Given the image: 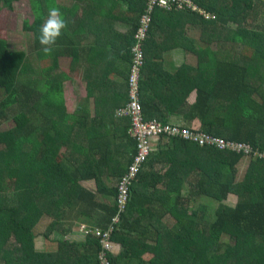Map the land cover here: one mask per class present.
<instances>
[{
	"label": "trees",
	"instance_id": "obj_1",
	"mask_svg": "<svg viewBox=\"0 0 264 264\" xmlns=\"http://www.w3.org/2000/svg\"><path fill=\"white\" fill-rule=\"evenodd\" d=\"M88 1L94 11L109 15L112 0ZM123 1L134 12L129 18L131 30L121 38L128 40L130 69L146 0ZM13 2L0 0L8 10ZM191 2L208 18L189 10L153 9L142 43L138 82L142 117L162 123L171 117L188 123L198 120L205 133L264 152V23H260L264 0ZM51 3L30 0L33 19L23 21L38 60L48 57L38 30ZM228 23L235 28H226ZM158 27L167 37L160 45L167 41L179 45L195 55V65L184 63L174 72L156 69L161 68L154 52ZM223 43L230 47L224 49ZM97 44L103 58L113 55L105 51L111 43ZM237 46L249 54L236 53ZM31 49L9 50L0 39V88L8 82L15 99L13 106L4 107L0 96V125L8 119L14 123L0 130V264H100L101 245L90 234L82 244L61 241L52 253L34 251L35 224L41 217L51 218L46 236L59 228L56 220H65L67 212L82 214L88 222L95 220L97 224L88 227L103 230L119 216L112 222L111 241L121 252L108 253L110 264H264V157L162 138L132 182L125 209L119 212L117 182L136 153V143L128 134L130 118L116 116L129 101V74L126 93L120 95L95 75L86 83L85 103L68 113L63 82L50 75L52 68H39L34 77L33 45ZM103 68H111L110 63ZM246 161L245 170H240ZM87 181L93 182L94 189L82 185ZM185 183L188 196L182 192ZM229 196L235 197L234 205L224 203ZM203 197L219 205L206 219L202 209L190 207Z\"/></svg>",
	"mask_w": 264,
	"mask_h": 264
},
{
	"label": "crops",
	"instance_id": "obj_2",
	"mask_svg": "<svg viewBox=\"0 0 264 264\" xmlns=\"http://www.w3.org/2000/svg\"><path fill=\"white\" fill-rule=\"evenodd\" d=\"M111 5L112 8L109 15L103 13L100 15L99 12L92 9L88 0H52L50 8L57 7L60 9L64 19L67 21V27L57 39L56 44L53 46V51L42 60H38L35 54L36 45L33 44L32 63L34 77L37 76L36 71L39 68L45 66L52 68L50 69V75L63 82L64 101L68 113H72L76 105L85 103L86 83L88 80L91 81L95 75L100 76L103 82L111 87L113 93L118 95L126 93V78L130 61L129 51H127L126 46L128 40L125 38L122 40L121 38L123 35L126 37L129 34L131 30L129 18L132 17L134 12L130 10L128 4L123 0H112ZM49 9H45V17ZM189 35L192 38L197 36ZM154 36L157 42L154 52L158 56V63H161V68L156 69L174 72L175 69L184 63L195 65L196 57L193 53L187 52L179 45L171 44L170 41L160 45L161 42L164 43L167 40L161 28L154 29ZM175 41L178 42L177 33L175 34ZM97 42L111 43L105 47V51H112L113 55L107 53L103 58V55H101L103 54V49L100 48ZM94 48L98 49L99 53H93L94 55H92ZM119 53L124 56H114ZM96 54L101 56L99 57ZM107 62L110 63L111 68H103ZM150 71L154 75L155 69ZM105 73H107L106 76H104ZM194 98L195 94H192L188 99L189 102H193ZM89 104L91 107L93 106L92 99ZM169 122L184 124L182 119L174 117H171ZM193 122L194 126L192 127H199L198 120ZM82 185L86 188L94 189L92 181L82 182ZM184 185L187 184L185 183ZM182 192L185 196H188V190L185 192L184 187ZM64 219L56 220L59 228L52 229L44 236L43 233L51 218L48 216L41 217L35 224L33 237V249L35 252L52 253L54 251L50 247L61 241L82 244L87 240V236L81 231V225L90 226L89 223L97 224L95 220L91 222L85 221V216L77 212L69 214L67 212V216ZM120 252L121 247L115 243L113 256H117Z\"/></svg>",
	"mask_w": 264,
	"mask_h": 264
},
{
	"label": "built area",
	"instance_id": "obj_3",
	"mask_svg": "<svg viewBox=\"0 0 264 264\" xmlns=\"http://www.w3.org/2000/svg\"><path fill=\"white\" fill-rule=\"evenodd\" d=\"M155 7L165 11H194L205 19L208 18V15L199 10L191 0H146L145 2V8L138 18V27L134 35L136 39V44L132 48L134 58L131 62L127 81L129 101L126 106L116 111L117 116H128L130 118L131 122L128 134L136 143V153L133 156V160L128 166L127 172L120 178L116 186V202L119 212L125 209L130 195L131 184L136 179L137 174L142 169L143 164L147 161L152 150H154L153 144L162 138H181L196 143L199 146L207 145L220 150H229L236 153L243 152L246 155L253 152L252 148L247 143L213 136L181 125L170 124L168 122L162 123L156 119H143L140 103L138 101V82L142 66V43L147 37L148 28L151 23V14ZM253 155L264 157V152L260 153L254 151ZM118 218V215L114 216L110 227L106 230L90 227L87 229L83 228V233L85 235L90 234L99 239L101 250L98 253V260L100 264H110L108 253H112L113 243L111 241V234L114 228L112 222L116 223Z\"/></svg>",
	"mask_w": 264,
	"mask_h": 264
},
{
	"label": "rangeland",
	"instance_id": "obj_4",
	"mask_svg": "<svg viewBox=\"0 0 264 264\" xmlns=\"http://www.w3.org/2000/svg\"><path fill=\"white\" fill-rule=\"evenodd\" d=\"M30 0H14L13 2V8L11 10H8L4 8V6L0 3V39H4L7 42L8 49L9 50H22L25 49L27 52H32L31 46L33 45V38L32 34L29 32H26L23 30V21L24 20H29L32 21L33 16H32V11L30 7ZM260 23H264V15H261L260 17ZM226 28L228 29H234L235 25L233 23H228ZM194 33V32H193ZM194 36V35H193ZM223 47L228 48L230 47L229 43H223ZM236 53L238 54H243L247 55L249 54V50L242 46H237L236 48ZM33 57L30 58V62L32 63ZM42 63V62H41ZM43 64V63H42ZM0 96L3 99L4 107H9V105L14 104V91L10 88L9 83L6 82V87L0 88ZM174 118H180V117H174ZM181 119V118H180ZM194 121V120H193ZM184 122V124H178L173 123V122H168L170 124H176V125H181L183 127H188V128H193L196 130H200L199 127H192L194 126V122ZM197 121V120H195ZM198 124L200 126V123L198 121ZM14 125L13 121L11 119L6 120L0 125V130H5L9 129ZM203 132V131H201ZM205 133V132H203ZM208 134V133H206ZM157 143L155 142L153 144V147L156 149ZM247 161L244 162L242 166H239L240 170H245L247 166ZM116 185V183H114ZM189 185H184L185 192H187ZM227 205H234L235 204V197L234 196H229L227 200L224 202ZM200 206V208H199ZM219 205L215 202H210L209 199L206 197H203V199H199L197 203L191 204V209L197 208L199 210L202 209V212L204 214L205 219L208 217H212L213 214L215 213L217 207ZM201 212V211H200ZM167 225H172V221L170 219H165L164 220ZM83 228H89L88 226L82 224L81 225V231L83 232ZM90 228H99L97 226L90 227ZM226 239L225 236L222 237V240ZM113 246L112 245V253L113 254ZM56 244H53L50 248L52 251L56 250Z\"/></svg>",
	"mask_w": 264,
	"mask_h": 264
},
{
	"label": "clouds",
	"instance_id": "obj_5",
	"mask_svg": "<svg viewBox=\"0 0 264 264\" xmlns=\"http://www.w3.org/2000/svg\"><path fill=\"white\" fill-rule=\"evenodd\" d=\"M67 27V21L57 7H51L46 18L39 27L38 40L42 46L45 55L53 51V46L57 39L61 36L62 31Z\"/></svg>",
	"mask_w": 264,
	"mask_h": 264
}]
</instances>
